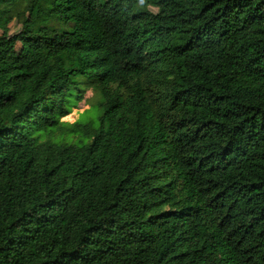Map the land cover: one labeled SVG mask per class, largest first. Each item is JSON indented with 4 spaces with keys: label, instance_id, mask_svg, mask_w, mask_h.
<instances>
[{
    "label": "trees",
    "instance_id": "16d2710c",
    "mask_svg": "<svg viewBox=\"0 0 264 264\" xmlns=\"http://www.w3.org/2000/svg\"><path fill=\"white\" fill-rule=\"evenodd\" d=\"M0 264H264V0H0Z\"/></svg>",
    "mask_w": 264,
    "mask_h": 264
},
{
    "label": "rangeland",
    "instance_id": "374dc122",
    "mask_svg": "<svg viewBox=\"0 0 264 264\" xmlns=\"http://www.w3.org/2000/svg\"><path fill=\"white\" fill-rule=\"evenodd\" d=\"M150 11L153 13H157V9L150 8ZM161 23L164 25H168L171 21L167 18L166 13H162ZM30 19V17H29ZM20 30V25L15 21L12 22L9 26V35L12 36L16 34ZM115 32H117L115 30ZM24 51L19 43H15L14 45L8 46V59L11 61H15L18 58L22 57ZM97 103L98 96L95 95L91 90L87 91L84 99L77 103V107L72 109L71 113L63 118L61 122L64 123V134L60 135V133H56L54 135V139L60 142L67 143H77L79 140V136L73 134L72 131L74 127L72 126L75 122H79L81 124H91L94 123L96 126L98 125L97 117ZM95 121V122H94Z\"/></svg>",
    "mask_w": 264,
    "mask_h": 264
}]
</instances>
